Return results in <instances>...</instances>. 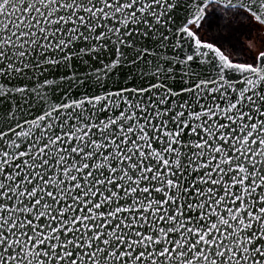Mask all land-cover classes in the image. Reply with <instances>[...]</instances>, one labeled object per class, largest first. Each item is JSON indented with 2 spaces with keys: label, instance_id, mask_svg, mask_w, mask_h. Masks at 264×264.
<instances>
[{
  "label": "snow or ice",
  "instance_id": "1",
  "mask_svg": "<svg viewBox=\"0 0 264 264\" xmlns=\"http://www.w3.org/2000/svg\"><path fill=\"white\" fill-rule=\"evenodd\" d=\"M0 264H264V0H0Z\"/></svg>",
  "mask_w": 264,
  "mask_h": 264
},
{
  "label": "trees",
  "instance_id": "2",
  "mask_svg": "<svg viewBox=\"0 0 264 264\" xmlns=\"http://www.w3.org/2000/svg\"><path fill=\"white\" fill-rule=\"evenodd\" d=\"M209 31L215 32V28L209 29ZM254 34L255 33L249 34L243 29L237 31L233 34L232 38L227 39V42L223 43L224 51L233 59H243L249 55H253V53L246 48V41H249Z\"/></svg>",
  "mask_w": 264,
  "mask_h": 264
},
{
  "label": "rangeland",
  "instance_id": "3",
  "mask_svg": "<svg viewBox=\"0 0 264 264\" xmlns=\"http://www.w3.org/2000/svg\"><path fill=\"white\" fill-rule=\"evenodd\" d=\"M250 40L255 41V44H256L255 48L252 49L251 51H250L249 48H248V44H249V41H250ZM250 40H249V41H246V48H248V50H249L250 52H252L253 55H254L255 52L258 51V50H259V47H260V45H259V41L256 40V34H254Z\"/></svg>",
  "mask_w": 264,
  "mask_h": 264
}]
</instances>
